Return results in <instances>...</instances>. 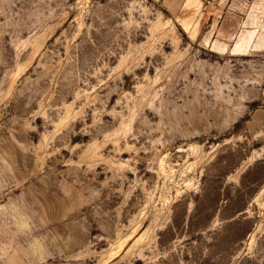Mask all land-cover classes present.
<instances>
[{
    "label": "rangeland",
    "instance_id": "1",
    "mask_svg": "<svg viewBox=\"0 0 264 264\" xmlns=\"http://www.w3.org/2000/svg\"><path fill=\"white\" fill-rule=\"evenodd\" d=\"M0 0V264H264V0Z\"/></svg>",
    "mask_w": 264,
    "mask_h": 264
},
{
    "label": "crops",
    "instance_id": "2",
    "mask_svg": "<svg viewBox=\"0 0 264 264\" xmlns=\"http://www.w3.org/2000/svg\"><path fill=\"white\" fill-rule=\"evenodd\" d=\"M154 1H159V0H154ZM202 1H205V0H181L180 6H183L181 8L187 7V8L192 9L196 7V3H201Z\"/></svg>",
    "mask_w": 264,
    "mask_h": 264
}]
</instances>
